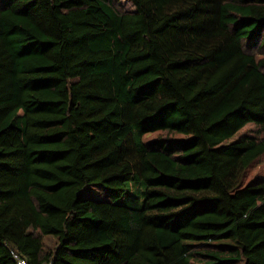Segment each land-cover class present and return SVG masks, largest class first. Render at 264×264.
Instances as JSON below:
<instances>
[{
    "label": "trees",
    "instance_id": "16d2710c",
    "mask_svg": "<svg viewBox=\"0 0 264 264\" xmlns=\"http://www.w3.org/2000/svg\"><path fill=\"white\" fill-rule=\"evenodd\" d=\"M120 1L0 0V264H264V0Z\"/></svg>",
    "mask_w": 264,
    "mask_h": 264
},
{
    "label": "rangeland",
    "instance_id": "374dc122",
    "mask_svg": "<svg viewBox=\"0 0 264 264\" xmlns=\"http://www.w3.org/2000/svg\"><path fill=\"white\" fill-rule=\"evenodd\" d=\"M119 5H121V8H123L126 11H133V8L128 3L127 0H122L119 2ZM258 128L255 125H247L245 128H243L240 131V134H245L249 136H257L258 135ZM158 133L149 134L144 137L143 141H149L151 139H154L157 137ZM257 177H264V155L258 158L252 166L249 168V170L246 173V176L244 178V182L248 183L251 180L257 178ZM47 244H49V240L46 239Z\"/></svg>",
    "mask_w": 264,
    "mask_h": 264
},
{
    "label": "built area",
    "instance_id": "2783aa9c",
    "mask_svg": "<svg viewBox=\"0 0 264 264\" xmlns=\"http://www.w3.org/2000/svg\"><path fill=\"white\" fill-rule=\"evenodd\" d=\"M10 255L15 264H27L26 260L14 251H10Z\"/></svg>",
    "mask_w": 264,
    "mask_h": 264
}]
</instances>
